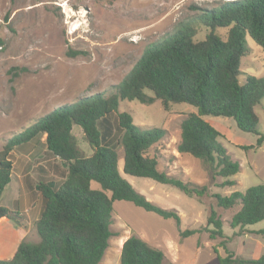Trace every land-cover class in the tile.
<instances>
[{
  "label": "rangeland",
  "instance_id": "374dc122",
  "mask_svg": "<svg viewBox=\"0 0 264 264\" xmlns=\"http://www.w3.org/2000/svg\"><path fill=\"white\" fill-rule=\"evenodd\" d=\"M226 0H0V149L4 140L65 102L92 93L108 94L121 82L143 51L162 40L179 26L194 20V39L204 38L209 27L198 16ZM222 37L227 28L215 29ZM247 50L240 59V82L246 75L264 76V50L248 35ZM68 51L77 52L68 55ZM119 111L131 114L141 127H160L166 132L149 150L158 169L194 185H204L202 196H188L168 184L123 173L122 150L118 168L131 185L153 204L175 209L180 217L172 219L144 211L127 201H114L109 229L111 235L101 264H120L122 243L135 235L163 252V263L218 264L217 253L225 249L237 256L257 258L264 254V219L242 228L231 227L230 220L240 208H223L213 194L229 195L249 186L264 184V98L254 109L258 115V134L240 130L231 117L203 115L202 118L221 134L219 141L239 170L228 177L232 185L221 186L226 178L214 174L201 160L180 153L181 121L196 109L187 103L164 106L156 99L150 104L122 100ZM85 154L91 149L76 125L72 128ZM247 147V149L245 148ZM13 163L11 182L0 197V204L14 207L19 197L24 207L18 223H0V258L11 257L17 241L13 227L24 230L23 240L36 242L35 222L42 200L35 186L38 180L62 181L64 168L47 151L45 135L15 147L8 155ZM98 187L97 183L91 182ZM18 192V197H14ZM213 210L222 221V236L209 237L207 217ZM21 212V211H20ZM17 223V224H16ZM186 230H196L183 235ZM14 235V234H13ZM14 241V242H13ZM224 242V245L221 243ZM219 245V246H218ZM215 246V247H214ZM214 247V248H213Z\"/></svg>",
  "mask_w": 264,
  "mask_h": 264
},
{
  "label": "trees",
  "instance_id": "16d2710c",
  "mask_svg": "<svg viewBox=\"0 0 264 264\" xmlns=\"http://www.w3.org/2000/svg\"><path fill=\"white\" fill-rule=\"evenodd\" d=\"M197 19L209 27L204 38L194 39V20L183 23L148 46L108 94L97 92L65 102L4 140L0 149V197L13 169L8 155L39 134L45 135L47 151L64 170L62 181L40 179L35 186L43 202L35 222L38 241L22 240L9 259L0 258V264H101L111 235L114 201L130 202L179 224L175 209L153 204L121 174L119 149L123 173L174 186L188 196L205 193L204 185L191 184L158 169L157 158L149 150L166 131L135 124L129 112L119 111L122 100L150 104L159 99L164 106L181 102L193 106L196 112L181 121L177 150L201 160L214 174L226 178L221 186L234 183L228 177L238 172L239 162L230 158L219 141L220 132L202 116L231 117L240 130L258 134L259 118L254 107L264 98V76L247 74L240 82V59L247 50L246 35L264 50V0H226ZM219 27L227 28L225 37L215 31ZM74 125L82 131L90 154L80 148L72 133ZM263 141L261 134L257 145ZM213 197L223 208L240 205L230 220L231 227L242 228L264 219V184L225 196L216 193ZM23 210L19 197L12 208L0 204V221L10 219L20 223ZM207 225L212 226L210 238L223 235L222 221L213 210L207 217ZM195 231L186 230L182 234ZM259 232L264 234V229ZM163 258L161 250L135 235L126 238L121 246L120 264H164ZM217 261L264 264V254L244 258L225 249L224 256L217 253Z\"/></svg>",
  "mask_w": 264,
  "mask_h": 264
},
{
  "label": "crops",
  "instance_id": "0c3cea01",
  "mask_svg": "<svg viewBox=\"0 0 264 264\" xmlns=\"http://www.w3.org/2000/svg\"><path fill=\"white\" fill-rule=\"evenodd\" d=\"M12 176V175H11ZM11 180H12V178L10 179V182H11ZM9 182V183H10ZM8 183V184H9ZM7 184V185H8ZM6 185V186H7ZM6 188V187H5ZM15 198L16 197H18V192H16V194H15V196H14ZM24 210H27V209H24ZM2 222H4V220H2V221H0V223H2ZM4 224H5V222L2 224L3 226H4ZM1 227V226H0ZM0 232H1V230H0ZM12 232V236H14L15 237V239H16V237H17V239L19 240V241H17V243H15L14 244V246H13V250H15V248H16V246L23 240V237H24V230L21 228V227H19V226H15V227H13V230L11 231ZM14 234V235H13ZM14 242V241H13ZM14 252V251H13ZM13 252L11 253V256H12V254H13ZM237 256V255H236ZM1 257V256H0ZM241 257H243V256H241ZM10 257H7V259H9ZM245 258V257H244Z\"/></svg>",
  "mask_w": 264,
  "mask_h": 264
}]
</instances>
